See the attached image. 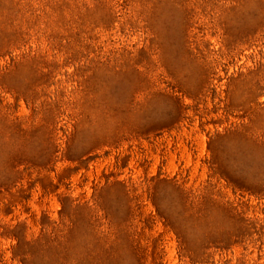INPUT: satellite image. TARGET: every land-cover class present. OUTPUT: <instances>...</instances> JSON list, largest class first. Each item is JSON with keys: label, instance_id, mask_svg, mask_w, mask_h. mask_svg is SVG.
Masks as SVG:
<instances>
[{"label": "rangeland", "instance_id": "374dc122", "mask_svg": "<svg viewBox=\"0 0 264 264\" xmlns=\"http://www.w3.org/2000/svg\"><path fill=\"white\" fill-rule=\"evenodd\" d=\"M0 264H264V0H0Z\"/></svg>", "mask_w": 264, "mask_h": 264}]
</instances>
